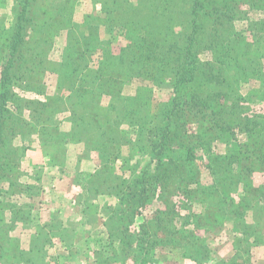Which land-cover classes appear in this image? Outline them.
<instances>
[{"label":"trees","instance_id":"obj_1","mask_svg":"<svg viewBox=\"0 0 264 264\" xmlns=\"http://www.w3.org/2000/svg\"><path fill=\"white\" fill-rule=\"evenodd\" d=\"M35 1L20 0L22 6L5 40L0 71L1 203V181L8 180L15 166L10 156L16 150L13 137L36 131L43 124L41 116L56 100L71 108L70 115L75 119L71 137L82 142L84 148L93 145L94 139L93 146L103 150L107 145L120 144L125 134L115 128L119 119L113 124L112 119L104 125L99 123V98L119 97L117 88L122 85V77L129 74L147 79L155 87L169 88L172 95L156 106L155 118L148 124L145 142L150 160L142 167L137 164L124 188L117 190L110 231L124 257L137 254L140 264H152L153 246L160 243L164 248L180 249L183 258H194V253H206L198 242L199 230L210 233L212 228L225 225L249 239L254 237L248 247L251 243L263 244L259 237L264 234L260 228L264 224V118L250 109L251 95L240 96L239 88L245 72L261 80L264 76V0H152L146 12H135L131 28L124 34L127 43L118 54L102 48L96 69L89 67L88 60L100 43L92 31L85 33L81 42L65 45L57 60V89L65 95L44 101L19 97L8 88L43 71L46 39L36 40L35 45L41 44L38 50L33 49L29 60L23 58L27 38L37 33L29 13ZM123 1L112 0V11L119 13ZM63 11L66 8L57 9L58 17ZM252 11H259L263 17L250 23L248 29L253 33L249 40L233 28L235 23L247 21ZM108 15L104 24L114 27L119 17ZM46 26L41 24L38 30L44 31ZM70 28L76 31L74 26ZM204 55L209 59L203 62L200 56ZM27 65L25 72L22 68ZM258 88L254 96L261 103L264 84ZM25 110L30 122L22 119ZM192 122L197 125L196 131L187 128ZM237 134L245 137L244 147L249 153L258 154L257 168L241 167ZM219 143L225 146L223 153L214 151ZM198 161L210 177L209 186L201 180ZM254 172L260 174L262 182L256 183ZM207 194L214 198L209 199ZM211 208L216 212L211 214ZM248 212L255 218L254 224L236 220L245 218ZM29 214L21 206L0 212V230L3 225H22L21 231H25L26 223H34ZM178 223L183 229L176 228ZM19 248L16 239L2 240L0 236V264H27L20 261ZM222 263L219 260L216 264Z\"/></svg>","mask_w":264,"mask_h":264},{"label":"rangeland","instance_id":"obj_2","mask_svg":"<svg viewBox=\"0 0 264 264\" xmlns=\"http://www.w3.org/2000/svg\"><path fill=\"white\" fill-rule=\"evenodd\" d=\"M151 1H123L120 3L119 13L112 11V0H36V3H31L29 13L37 33H30L27 38L23 58L29 60L33 49L38 50L41 44L35 45L36 40L46 39L48 42L42 53L43 71L39 75H32L29 81H18L8 88L19 97L42 101L57 94L60 97L65 95L57 89V60L65 45L74 41L81 42L84 34L92 31L100 43L90 53L88 60L89 67L96 69L102 48L109 53L118 54L127 43L124 34L131 28L135 12L141 9L146 12L152 5ZM181 4L180 1L178 5ZM21 6L20 0H0V71L6 53L5 40L11 35V28ZM65 8L61 18L58 17L57 9ZM108 14L119 17L114 27L104 24L109 18ZM262 17L259 11H252L247 21L235 23L233 29L245 33L250 40L253 33L248 29L250 23L260 21ZM57 23L60 24L59 29ZM41 24H46L48 28L38 30ZM73 26L75 32L70 31ZM200 59L204 62L209 57L204 55ZM262 64L264 70V60ZM26 68L28 65L22 69L26 72ZM263 80L264 76L261 80L245 72L239 88L240 96L251 95L250 109L262 118L264 99L258 103L254 93L260 84H264ZM117 90L119 97L102 95L99 98L98 110H101L98 120L104 125L109 119L113 120L112 124L116 118L119 119L115 128L125 134L120 144L107 145L103 150L102 147L93 146L96 141L94 139L93 145L84 148L82 142H76L71 137V130L75 127V119L70 115L71 108L64 103H57V100L51 109L45 111L46 115L43 113V124L36 131L26 136L13 137L12 145L16 150L10 156L13 157L15 166L8 174V180L1 181L3 203L0 201V212L21 206L26 212L28 210L34 223H26L28 228L23 232L22 225H3L0 236L2 240H17L22 263L140 264L137 254L132 256L131 253L127 258L124 257L116 236L111 234L112 220L115 218L113 211L118 202L117 190L124 188L123 185L137 169V164L142 167L150 160L145 142L151 125L148 124L155 118L156 106L168 100L172 91L165 87H155L149 80L130 77L129 74L122 77V85ZM124 113L126 116H123ZM22 119L31 121L27 110L23 111ZM127 122H132L133 125H128ZM196 127L194 122L187 126L189 131H196ZM236 140L241 167L257 168L255 157L258 154L249 153L245 149L244 136L237 134ZM224 147L223 143L216 144L214 151L223 153ZM198 168L203 184L209 186L211 180L207 171L200 165ZM258 172L253 174L256 183L262 182ZM207 197L214 198L211 194H207ZM210 210L211 214L216 212V208ZM251 215L248 212L245 218L236 220L254 224L255 218L252 219ZM178 224L176 228L183 229V224ZM260 228L264 230V224ZM208 232L210 233L199 230L201 240L198 242L206 251L204 254H193L199 262L194 258H183L180 249L164 248L159 243L153 246L151 254L155 262L152 264H216L219 260H222V264H264V234L259 237L263 244L259 241V245L251 243L248 247V242L255 238L249 239L237 233L230 225L222 228L216 226ZM33 234L36 237H32ZM154 241L157 243L158 239Z\"/></svg>","mask_w":264,"mask_h":264}]
</instances>
